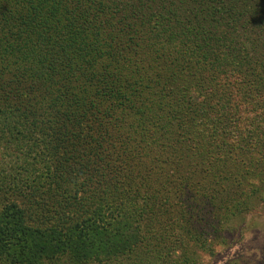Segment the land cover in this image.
Listing matches in <instances>:
<instances>
[{"label": "trees", "instance_id": "trees-1", "mask_svg": "<svg viewBox=\"0 0 264 264\" xmlns=\"http://www.w3.org/2000/svg\"><path fill=\"white\" fill-rule=\"evenodd\" d=\"M263 205L264 0H0V264H197Z\"/></svg>", "mask_w": 264, "mask_h": 264}, {"label": "rangeland", "instance_id": "rangeland-1", "mask_svg": "<svg viewBox=\"0 0 264 264\" xmlns=\"http://www.w3.org/2000/svg\"><path fill=\"white\" fill-rule=\"evenodd\" d=\"M243 223L246 228L242 235L238 232L233 237L230 235L231 238L228 241L235 240L231 245L215 244L214 254L204 251L196 252L197 264H242L243 259L240 256H246L250 261H255V264L262 263L264 258V205L257 212L245 217ZM239 259H241L240 262H238Z\"/></svg>", "mask_w": 264, "mask_h": 264}]
</instances>
